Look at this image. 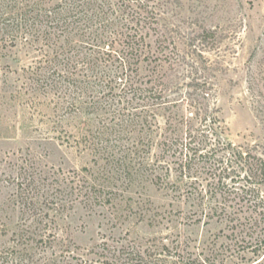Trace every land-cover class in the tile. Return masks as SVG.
Returning a JSON list of instances; mask_svg holds the SVG:
<instances>
[{
  "label": "rangeland",
  "instance_id": "374dc122",
  "mask_svg": "<svg viewBox=\"0 0 264 264\" xmlns=\"http://www.w3.org/2000/svg\"><path fill=\"white\" fill-rule=\"evenodd\" d=\"M147 3L131 81L216 108L227 140L264 167V0ZM75 32L72 48L0 42V264H264V175L227 178L207 216L159 136L120 122L127 102L109 80L121 67Z\"/></svg>",
  "mask_w": 264,
  "mask_h": 264
},
{
  "label": "trees",
  "instance_id": "16d2710c",
  "mask_svg": "<svg viewBox=\"0 0 264 264\" xmlns=\"http://www.w3.org/2000/svg\"><path fill=\"white\" fill-rule=\"evenodd\" d=\"M28 1H17L20 3L17 6L16 0H0V42L14 43L20 39L28 41L33 48L35 43L46 41L41 45L47 49L64 45L72 48L73 40L69 37L75 35V31H81L86 39L82 45L88 48L95 61H100L105 68H113L116 64L121 67L122 73L112 76L119 83L109 80L116 83L114 89H118L127 102L126 110L119 111L120 122L126 121L125 117L130 118L129 122L139 125L142 132L159 136L158 144L163 154L176 159L187 196L196 207L203 208L207 216L216 208L213 199L229 189L227 178L243 179L240 172L247 165H250L247 170H252V177L264 175V167L256 158L252 157L248 164L250 156L227 140L216 108L211 109L197 100L183 105L181 101L167 99L163 87H143L131 81L128 73H137L133 66L147 60L145 38L148 34H142V31L151 29L150 25L155 21L148 0H108L96 7L88 0L83 3L61 0L48 8L32 9L26 3ZM61 37L66 40L61 42ZM154 179L159 181L160 178L155 176ZM219 183L222 188L218 190ZM120 252L127 259L140 257L133 250Z\"/></svg>",
  "mask_w": 264,
  "mask_h": 264
}]
</instances>
